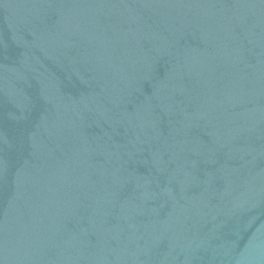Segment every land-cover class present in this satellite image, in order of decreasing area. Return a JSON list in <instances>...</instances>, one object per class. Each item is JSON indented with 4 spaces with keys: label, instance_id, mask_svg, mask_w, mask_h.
I'll use <instances>...</instances> for the list:
<instances>
[{
    "label": "water",
    "instance_id": "obj_1",
    "mask_svg": "<svg viewBox=\"0 0 264 264\" xmlns=\"http://www.w3.org/2000/svg\"><path fill=\"white\" fill-rule=\"evenodd\" d=\"M0 264H264V0H0Z\"/></svg>",
    "mask_w": 264,
    "mask_h": 264
}]
</instances>
